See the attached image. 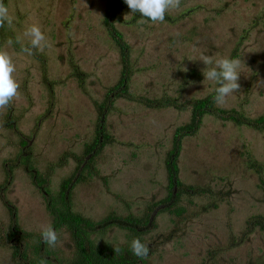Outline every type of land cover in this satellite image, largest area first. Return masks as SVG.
I'll use <instances>...</instances> for the list:
<instances>
[{"label":"rangeland","instance_id":"obj_1","mask_svg":"<svg viewBox=\"0 0 264 264\" xmlns=\"http://www.w3.org/2000/svg\"><path fill=\"white\" fill-rule=\"evenodd\" d=\"M114 1L5 0L13 26L0 31V47L13 56L20 95L0 109V187L5 162L19 152V138L5 124L10 109L19 115L17 126L24 135L35 132L29 158L42 175L53 176L52 191L85 160L102 126V147L87 160L84 184L72 191L73 212L101 224L111 215L143 217L158 203L152 225L140 236L149 254L137 264H262L264 231L249 223L264 218V194L248 160L262 165L264 174V125L256 130L205 116L195 134L181 140L176 161L180 183L195 192H180L173 208L183 209L179 216L166 211L169 203L163 200L171 192L166 162L175 129L189 123V104L216 87L204 80L202 54L215 60L235 52L242 61L241 91L218 108L252 120L264 114V0H181L162 23H142L126 5L113 26L127 45L129 80L123 94L113 92L106 102L123 70L121 51L104 25ZM32 24L41 26L50 47L28 56L20 48L28 46L22 34ZM8 38L21 39L9 48ZM193 70L199 73L196 78ZM165 99L178 107L144 102ZM29 184L17 175L4 189L2 198L18 209L22 233L14 241L8 238L11 212L0 196V264L34 261L42 229L53 225L48 199ZM102 227L90 235L93 247L131 244L127 229L113 223ZM57 233L55 247L47 249L53 263L54 256L66 262L74 244L65 229ZM24 246L26 259L19 261L16 255Z\"/></svg>","mask_w":264,"mask_h":264},{"label":"trees","instance_id":"obj_2","mask_svg":"<svg viewBox=\"0 0 264 264\" xmlns=\"http://www.w3.org/2000/svg\"><path fill=\"white\" fill-rule=\"evenodd\" d=\"M126 4L124 3V0H115L111 5L108 6L105 14L104 19V25L107 27L110 36L112 40L115 42L119 50L121 51V54L123 56L122 64H123V70L121 72V78L119 82L109 90L108 95L105 98L106 102L111 101V97H109L110 94H113V92L117 93V95H120L121 93L119 91H126L127 83L129 80V62L127 59V56L125 54V50L127 49V45L123 41L122 35L114 28L113 22H115L116 14L121 11ZM167 20H169V17H167ZM166 20V19H165ZM6 26V25H5ZM4 28H0V31L2 33V30ZM237 50V49H236ZM35 52V50H34ZM238 54L235 52L232 54V58H236ZM43 59V58H42ZM197 75L199 76V73L195 70L192 71L191 76L193 78H196ZM217 86V85H216ZM216 88V87H215ZM214 96H215V89L214 92L205 98H200L192 101L189 105L191 106V115H190V121L188 124L184 126H179L175 129L174 137H173V148L169 153L168 161L166 162V169L168 173V180H169V188L171 189V192L169 193V196L163 200V202L169 203L168 207L165 209L166 211H171L175 206L178 204L179 201V195L180 192L184 190V193L191 194L195 192V188L188 186L183 187L178 179V167L176 164L177 158L180 154V142L183 138L192 136L195 134V132L198 130L202 120L205 116H213L218 119H222L225 121L233 122L236 125H245V126H251L256 130H261L264 125V114L259 116L257 119L252 120L248 117L244 116L243 113H239L238 111H235L233 109L229 111L222 110L216 106L214 103ZM167 101V102H166ZM148 106L150 105H156L157 107L161 106H173L178 107L174 102L170 100H163L158 101H145ZM184 106V105H183ZM98 107L101 110H104L106 108L105 104L98 105ZM182 109V108H181ZM102 114H104L102 112ZM103 116V115H102ZM264 129V128H263ZM98 133L102 134L103 132L98 129ZM105 137V136H104ZM100 143L99 137L96 139L94 144L89 147V150L93 149L92 147L96 144L98 145ZM248 167L249 169L254 170V172L258 176V188L263 192L264 194V174H261L262 171V165H259L257 162L253 160H248ZM67 183V182H66ZM65 183L64 188L67 186ZM174 185L176 189H178V193L174 196L173 195V188ZM182 189V190H181ZM158 203H154L149 207V213L145 214L143 217H136L128 215L126 217H117V216H109L104 220V226L108 224V220L115 219L116 224H120L119 226L123 229H127L131 235L130 239L131 242L134 238H139L142 235V230L144 228H147L152 225L154 215L156 213V207ZM154 207V208H153ZM155 209V210H154ZM50 212L55 216V212ZM151 212V214H150ZM159 213L163 212L161 210H158ZM175 216H179L183 209H173L172 211ZM68 217V216H67ZM63 217V219L67 218ZM54 221L60 220L55 216L53 218ZM62 224L66 225L71 229L72 233V241L74 244V252L73 256L68 259L66 262H59L58 259L55 256V263H53L51 260H47V264H137V262L142 261V259L137 258L133 255L131 251V244L124 246H117L120 248V253H116L114 251L115 246H111L110 244H105L100 247H93L92 242L90 241V235L95 227V224L92 223L89 220L83 219L79 215H72L71 219L64 221ZM101 225V224H99ZM250 228L253 225L259 226L261 230L264 231V218L261 216L253 217V221L249 223ZM104 227L101 226V230H103ZM141 240V239H140ZM142 242V241H141ZM40 246V245H39ZM148 247V246H147ZM149 248V247H148ZM40 249V248H39ZM39 249H35L34 253L36 255V258L34 261H31L29 264H39V261L42 258L39 254ZM47 253H51L48 249L46 250ZM24 258V253L22 254ZM264 264V261L262 262Z\"/></svg>","mask_w":264,"mask_h":264},{"label":"clouds","instance_id":"obj_3","mask_svg":"<svg viewBox=\"0 0 264 264\" xmlns=\"http://www.w3.org/2000/svg\"><path fill=\"white\" fill-rule=\"evenodd\" d=\"M130 13H139L143 18L141 22L151 21L153 23L164 22L166 13L178 9L181 5V0H124ZM7 25L9 28L13 26V16L9 13V8L6 6L5 0H0V28ZM23 38L29 42L28 46L21 44V54L32 56L34 50L43 51L50 47L48 38L42 31L39 24H32L23 32ZM21 38H8L5 41L7 47H12L14 43H20ZM200 62L205 69L202 73L204 80L214 82L215 88L214 103L223 105L227 97L240 92L241 85L239 83L241 77L240 59L221 57L213 59L212 56L202 54ZM184 71H187L185 68ZM16 66L13 56L6 50L5 47H0V109H7L20 95V83L15 77ZM2 126V125H0ZM41 239L49 247H55L58 241V233L51 225L45 226L41 231ZM116 253H120V248H115ZM131 251L134 256L144 259L149 254V248L139 238H134L131 242ZM39 264H47L46 258L39 261Z\"/></svg>","mask_w":264,"mask_h":264},{"label":"flooded vegetation","instance_id":"obj_4","mask_svg":"<svg viewBox=\"0 0 264 264\" xmlns=\"http://www.w3.org/2000/svg\"><path fill=\"white\" fill-rule=\"evenodd\" d=\"M121 78V75H120ZM121 94L124 93V91H119ZM106 109V108H105ZM104 119V116H102V120ZM20 122L19 115H14V108L10 109L6 116H5V124L7 127L13 129L15 131V134L18 136L19 141L17 143V147L19 148V152L13 157L10 158V160L5 162L6 170L5 173H3V176H5V179L3 180L4 185L0 187V196L3 197L4 189H6L9 185L13 184L17 175L25 176L28 178V182H30L29 186L36 191L39 192L42 197H46L48 199L49 205L48 209L55 212V216L59 218L60 220L54 221L53 220V227L56 229V231H59L61 229H65L68 232L69 239L72 241V233L71 229L67 227L66 225L62 224L64 221L71 219L72 215H79L72 211V191L76 186L79 184H84L85 182V176L84 173L89 169V164L87 163V160L91 158L92 156L98 155L100 148L102 147L101 142V134L99 137L100 143L97 146H93L91 150H89V147H87V150H85V160L80 163L81 165L79 167H76L75 171L72 172L71 178H67L61 181V184L59 185L58 190H53L52 187V177L50 173L46 175H42L39 170L35 169L34 165L30 161L29 156L32 153V137H35V132H32L30 137L28 135H24L21 130H19V126H17V123ZM102 122V121H101ZM102 129V126L99 127ZM102 131V130H100ZM18 171V172H17ZM88 177L91 175L89 174V171L87 172ZM67 182V183H66ZM65 183L67 186L64 188ZM3 206L8 209L11 212L12 216V227L9 231V240L14 241V236L17 235L20 236L22 231L18 230L17 226V210L13 204L6 201L4 198H2ZM11 209V210H10ZM51 213V212H50ZM53 218L55 216L51 213ZM68 216V217H67ZM81 216V215H79ZM63 217H67L63 219ZM82 217V216H81ZM83 219H86L82 217ZM89 220V219H86ZM90 221V220H89ZM116 221L114 218L111 220H108V223L116 224ZM118 227H120L118 224H116ZM96 226H104V221L99 224H95ZM94 227V228H95ZM122 228V227H120ZM123 229V228H122ZM94 230V229H93ZM47 244L44 243L41 239L40 241V249L39 254L42 256V258H46V260H53L51 259L52 253H47ZM27 248V246H24L20 251L17 253V257L19 258V261H25L26 255L24 253V249ZM36 247H34V250ZM26 251L28 249H25ZM24 253V258L23 254ZM54 260L55 256H54ZM30 262H27L29 264Z\"/></svg>","mask_w":264,"mask_h":264},{"label":"water","instance_id":"obj_5","mask_svg":"<svg viewBox=\"0 0 264 264\" xmlns=\"http://www.w3.org/2000/svg\"><path fill=\"white\" fill-rule=\"evenodd\" d=\"M175 190H176V187H175V185H174V188H173V195H172V196L175 195Z\"/></svg>","mask_w":264,"mask_h":264}]
</instances>
